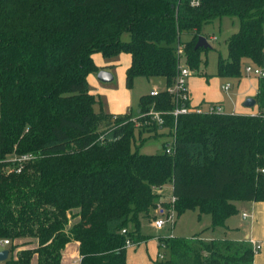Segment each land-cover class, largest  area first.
I'll return each mask as SVG.
<instances>
[{
  "label": "trees",
  "instance_id": "16d2710c",
  "mask_svg": "<svg viewBox=\"0 0 264 264\" xmlns=\"http://www.w3.org/2000/svg\"><path fill=\"white\" fill-rule=\"evenodd\" d=\"M192 2L0 0V242L11 243L5 264H31L35 255L38 264H61L72 240L80 264H128L126 241L147 239L142 218L154 216L167 183L177 216L198 210L211 215L212 228L237 212L236 201H264V114L190 111L178 119L166 114L160 127L143 114L173 109L168 88L143 95L135 116L97 110L90 93L96 52L131 55L128 87L136 76L171 86L178 47L197 69L208 50L195 48L204 26L226 16L239 17L240 26L216 75L239 81L243 65L264 68V0ZM256 99L264 109V79ZM137 128L165 131L173 151H166L171 142L159 153L134 148ZM26 153L33 158L17 172L12 157ZM160 240L167 254L154 264L254 261L253 247L241 242Z\"/></svg>",
  "mask_w": 264,
  "mask_h": 264
},
{
  "label": "rangeland",
  "instance_id": "374dc122",
  "mask_svg": "<svg viewBox=\"0 0 264 264\" xmlns=\"http://www.w3.org/2000/svg\"><path fill=\"white\" fill-rule=\"evenodd\" d=\"M240 19L237 16H226L222 19H215L209 24L204 26L203 33L208 38V42L212 46V48L207 51L202 52V61L197 69H192L193 74L191 76L196 77H204L208 80V84L210 88L216 92V95L219 93H223L226 98V106L224 107L225 113H232L234 110V95L238 92V79L237 78H228V77H220L216 75L217 72V63L219 56L227 57L228 55V40L229 37L239 29ZM189 36H185L187 38ZM215 37V38H213ZM108 60V59H107ZM186 64L185 57L181 59V65ZM247 64V63H246ZM251 64V63H249ZM253 64V63H252ZM256 65V64H254ZM246 65H243V71ZM113 75V74H112ZM248 76V75H247ZM250 76V75H249ZM188 82V81H187ZM106 84H102L105 87L110 89H114L118 93L121 94L120 97L126 96L127 99L130 100V106L128 110L132 112L135 116L140 106V98L142 95H146L151 93L153 87H157L159 90H164L167 88L166 82L162 77H145V76H136L134 78L133 84L131 87H126L123 85L122 81V73L120 71H115V77L110 82H103ZM230 83L231 88L228 91L222 89V85ZM233 96V97H231ZM97 110H103L104 112L110 111V105L107 100V96L104 94H97ZM243 109L247 111L257 110L259 105H255L254 107H245L241 106ZM110 125L102 124L101 129L106 130ZM148 130L140 131L138 128L136 129L135 140H134V148L139 147V150L142 153L152 154L162 152L165 148V145L170 143L172 137L170 135L165 134L163 132H147ZM172 184L167 183L162 189L160 193V200L168 201L172 197ZM253 200H240L236 201L237 212L232 215V221L229 223L232 224V230L228 231L224 226H218L215 229L209 228L212 224V217L209 214H203L201 219H197L198 210L187 211L182 216H177V223L175 228L173 229L174 233L181 236L189 237L191 241L198 240L195 238L203 233H210L213 237H218V240L229 241L230 239H236V243L240 242L238 240H243L241 243H245L246 245L252 247L253 245L249 243L247 238L245 237L247 233H251L254 230V226L252 220L249 218H243L242 214L244 211L251 212L253 210ZM264 202V201H258ZM157 209L152 210V218L143 217V232L150 236L151 239L160 238L161 236H170L171 229L169 226L164 227L163 229H157L151 225V223L156 218ZM208 226V227H207ZM142 229V225H141ZM141 232V230H140ZM256 241L261 244L262 250L264 252V215L262 216V221L259 222L257 227L255 228ZM191 237V238H190ZM254 237V233H253ZM199 239V238H198ZM231 241V240H230ZM234 241V240H232ZM142 242V241H141ZM235 242V241H234ZM140 243V242H139ZM136 243V244H139ZM152 244H148V251L152 252ZM142 245L141 247H143ZM158 251L161 253L167 252V249L159 243L157 247ZM158 251H154L156 256ZM0 264H4L0 262ZM31 264H37L35 258L33 259Z\"/></svg>",
  "mask_w": 264,
  "mask_h": 264
},
{
  "label": "crops",
  "instance_id": "0c3cea01",
  "mask_svg": "<svg viewBox=\"0 0 264 264\" xmlns=\"http://www.w3.org/2000/svg\"><path fill=\"white\" fill-rule=\"evenodd\" d=\"M93 59L95 64L98 67V71L91 72L87 79L90 87V93L94 94L95 96L99 94H104L107 96L108 103L110 105V111L107 112L112 115H121V114H129L132 113L128 110V107L130 106V100L127 99L126 96L120 97L121 94L115 91L114 89H110L108 87H105L102 84L103 83L101 80L98 79V72L101 69H105L110 71L113 76L115 77V71H120L122 73V81L123 85L127 86L126 82V73L127 69L131 65V55L129 53L122 52L118 54L117 56L113 57H106L104 56L101 52H96L93 54ZM108 59V60H107ZM153 78V77H152ZM165 80V79H164ZM259 84H260V79L255 76H247L244 75L237 83L238 85V92L234 96L237 97L236 99L234 98V110L232 113H240V114H252L256 111L259 110H252V111H247L243 109L241 106H244V101L247 97H255L259 92ZM224 85V84H223ZM222 85V86H223ZM167 86V85H166ZM168 88V86H167ZM188 88L190 90V95H191V105L194 107H207L210 104H222L224 107L226 106V98L223 95V93H219V95H216V92L213 91L212 88H210V85L208 84V80L204 77H196V76H190L188 79ZM153 89H158L157 87H153ZM223 89V88H222ZM159 90V89H158ZM143 96V95H142ZM141 96V97H142ZM233 97V96H231ZM141 100V98H140ZM257 105V104H256ZM246 107V106H245ZM140 111V108L138 109L137 113ZM106 113V112H105ZM253 210L251 212H248L250 214V219L252 220L254 230L251 233L246 234V238L251 243L254 249V244H257L258 242L256 241V234H255V228L259 224V222L262 221V216L264 215V202H258V201H253ZM236 204V202H235ZM78 210H74V213H77ZM191 211V210H189ZM187 212V211H186ZM184 212L183 214H185ZM247 212V211H244ZM183 214L179 215L182 216ZM243 216V214H242ZM232 217V216H231ZM231 217H229L226 220L225 225H223L226 230L231 231L232 230V224L229 223L232 221ZM202 215L200 216L197 214V219H201ZM249 218V217H248ZM78 219V218H76ZM74 219V221L76 220ZM177 223V221H176ZM152 225V223H151ZM153 226V225H152ZM208 227V226H207ZM211 229V226H209ZM174 233V231H173ZM254 233V237H253ZM141 234L146 236L147 239L140 242L139 244H136L134 246L128 247L127 248V262L128 264H154V261L158 259V254L156 256L154 251H158V246L159 243H161L165 248L166 245L163 244L160 240V238L156 239H151L150 236L146 235L143 232V223H142V229H141ZM162 238H171L170 236H161ZM174 237H186V236H181L177 235L174 233ZM189 239V237H186ZM191 238V237H190ZM199 238V239H198ZM196 240H202L204 242H209L214 239L218 240V237H213L212 234L208 233H203L199 235L198 237L195 238ZM231 241L234 240L235 242L237 241L236 239H230ZM240 242H243V240H238ZM19 242V241H18ZM238 242V243H240ZM152 244V252L148 251V244ZM260 244V243H259ZM144 245L143 247H141ZM7 246L9 245H1L0 243V250L7 249ZM31 246V245H30ZM33 247L37 246V243L32 244ZM261 249L254 254V261L253 264H264V252H261ZM158 253H161L158 251ZM164 255L167 254V252L163 253ZM207 255V252L204 253ZM35 258L36 263L38 264V256L35 255L33 259ZM32 259V261H33ZM5 264L4 261H0ZM81 262V255L79 251V242L76 240H72L69 242L64 250L62 251V261L61 264H80ZM32 263V262H31Z\"/></svg>",
  "mask_w": 264,
  "mask_h": 264
},
{
  "label": "built area",
  "instance_id": "2783aa9c",
  "mask_svg": "<svg viewBox=\"0 0 264 264\" xmlns=\"http://www.w3.org/2000/svg\"><path fill=\"white\" fill-rule=\"evenodd\" d=\"M193 5H198L199 0H193ZM215 38V37H213ZM208 39V38H207ZM178 57L181 60L184 57V49L182 46L178 47ZM245 75L255 76L259 79H264V68L254 64H247L245 67ZM193 74L192 69L187 64L180 65L179 73L176 76L174 83L168 87V92L172 95L174 107L170 111H163L151 108L148 112L143 114V116L149 117L152 123L156 124L157 126L162 127L165 124V115L171 114L174 116L175 119L181 114L189 113L190 111H195L197 113H225L224 106L222 104H210L207 107H194L191 105V95L190 90L188 88V79ZM225 91H228L231 88L230 83H226L222 86ZM160 90L154 89L151 91V94L156 95L159 93ZM253 115H263L264 109H259L258 111L252 113ZM139 125V122L137 123ZM174 137H172L171 143L169 144L166 151L171 153L174 147ZM33 158L32 154H23L19 156L12 157V160L17 165V172H21L24 167V164L30 161ZM264 172V168L261 170ZM161 193V189L159 190ZM176 197L172 196L171 199L168 201L160 200L156 207V218L152 222L153 227L157 229H163L166 226H169L171 231V237H174L173 229L175 228L176 221H177V211L175 207ZM250 217L248 212H243V218ZM126 229L122 232L126 233ZM1 245H10V240L5 239L2 240ZM136 245L131 239H127L126 246L131 247ZM261 249V244L257 243L254 244V252H258ZM165 255L163 253H158V259H163Z\"/></svg>",
  "mask_w": 264,
  "mask_h": 264
},
{
  "label": "water",
  "instance_id": "95a60500",
  "mask_svg": "<svg viewBox=\"0 0 264 264\" xmlns=\"http://www.w3.org/2000/svg\"><path fill=\"white\" fill-rule=\"evenodd\" d=\"M196 49H210L212 46L208 42V39L205 35H200L197 39ZM98 79L102 82H110L114 79L112 73L108 70L101 69L98 72ZM257 104V99L255 97H247L244 101V106L246 107H254ZM140 112V111H139ZM10 251L9 249L0 250V261H5L9 257Z\"/></svg>",
  "mask_w": 264,
  "mask_h": 264
}]
</instances>
